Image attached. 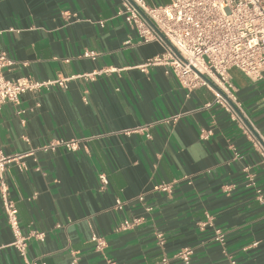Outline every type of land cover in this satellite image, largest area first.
Masks as SVG:
<instances>
[{
    "label": "crops",
    "instance_id": "0c3cea01",
    "mask_svg": "<svg viewBox=\"0 0 264 264\" xmlns=\"http://www.w3.org/2000/svg\"><path fill=\"white\" fill-rule=\"evenodd\" d=\"M123 4L0 0V51L14 62L7 78L68 80L67 90L27 92L0 110L3 152L31 153L24 168L12 165L7 174L22 233L46 235L29 241L28 260L71 264L75 254L81 264H164L193 248L190 264H264V203L257 200L258 190L264 197V82L231 71L251 124L246 130L211 105V91L189 92L162 66L142 69L164 47L139 44L118 14ZM59 141L81 147L40 150ZM163 183L171 194L155 190ZM138 217L142 226L116 231ZM216 230L225 233V246ZM93 235L105 240L103 251ZM13 241L0 198V264H26Z\"/></svg>",
    "mask_w": 264,
    "mask_h": 264
},
{
    "label": "built area",
    "instance_id": "2783aa9c",
    "mask_svg": "<svg viewBox=\"0 0 264 264\" xmlns=\"http://www.w3.org/2000/svg\"><path fill=\"white\" fill-rule=\"evenodd\" d=\"M118 14L136 32L139 44L157 42L164 47V52L148 60L143 70L162 66L189 92L199 88L211 91L214 97L211 105L219 106L233 122L251 130V124L238 101L231 71L238 70L254 82H264V0H172L164 6H150L145 0H124ZM126 44L129 45L130 41ZM13 65L14 62L6 53L0 51V110L7 103L18 104L21 95L27 92L38 93L51 87L68 89V80L37 82L28 78L8 79L6 70ZM139 132L148 133L147 137L151 138L149 129L142 128ZM209 135L210 132L202 131L203 138L207 139ZM80 145L81 141H59L40 150L53 152L62 147L76 152ZM30 155L8 156L3 152L0 140V198L13 233L12 246L26 260V264H38L28 260V244L31 239L44 241L46 235L33 232L25 236L22 233L16 203L10 198L7 184L10 167L17 165L24 168L23 159ZM100 178L104 185L108 184L104 175ZM155 190L171 194L172 185L163 183ZM257 200L264 203L260 190L257 191ZM138 202L145 205V197H138ZM117 206L122 208L123 203L118 201ZM145 210L149 213L152 208L146 206ZM208 220L211 221V217ZM144 222L143 217L125 220L116 231L132 230ZM214 239L225 246L224 232L216 230ZM92 242L97 251H103L106 247L105 240L98 235H93ZM165 242L164 235L158 233L157 245L163 248ZM193 255V248H185L172 258H164L162 262L167 264L177 260L190 264ZM71 264H81L77 255L73 254ZM106 264L115 263L108 260ZM230 264L237 263L231 260Z\"/></svg>",
    "mask_w": 264,
    "mask_h": 264
}]
</instances>
